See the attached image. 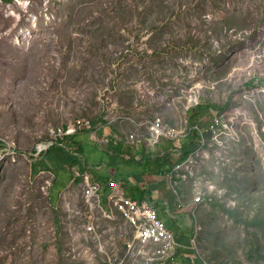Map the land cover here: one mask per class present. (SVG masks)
Here are the masks:
<instances>
[{
	"label": "rangeland",
	"instance_id": "obj_1",
	"mask_svg": "<svg viewBox=\"0 0 264 264\" xmlns=\"http://www.w3.org/2000/svg\"><path fill=\"white\" fill-rule=\"evenodd\" d=\"M27 1L0 6V136L33 155L50 128L81 115L126 131L121 118L160 114L205 132L211 116L239 113V143L199 172L210 202L187 209L195 244L185 242L178 264H264V97L244 98L264 60V0ZM104 92L118 107L101 113ZM189 99L198 105L187 111ZM194 138L162 142L153 157L169 166ZM33 165L28 156L2 172L0 264H107L100 246L114 264H146L123 260L106 223L99 243L72 245L64 215L36 190ZM179 195L190 206L193 193ZM83 250L93 263L77 256Z\"/></svg>",
	"mask_w": 264,
	"mask_h": 264
},
{
	"label": "built area",
	"instance_id": "obj_2",
	"mask_svg": "<svg viewBox=\"0 0 264 264\" xmlns=\"http://www.w3.org/2000/svg\"><path fill=\"white\" fill-rule=\"evenodd\" d=\"M14 1L17 5L28 6L30 4L27 0L20 1L21 4L19 0ZM2 4L3 0H0V6ZM9 7L7 4V10H10ZM256 32L264 35L263 28L256 29ZM253 62L252 60L250 66ZM260 62L261 72L249 77L244 98L248 96L255 98L259 95L264 97V60ZM97 101L101 113L105 112L107 106L114 109L118 107L112 98L105 95V92L97 98ZM188 103L187 111L198 105L197 102L191 104L190 99ZM241 116L239 113L229 116L213 115L208 120L205 132H202L198 125H191L186 119L181 120L175 126L169 125L160 114H155L150 119L142 121L123 117L121 119L129 122L132 129L115 136L100 131L108 127V123L94 124L90 119L81 115L50 128L48 137L35 144L33 155H28L8 137L0 136V182L2 172L6 168L15 166L21 159L28 158V156H33V161L37 162L55 148L67 150L73 157L79 159L77 149L70 146L69 140L83 132L89 133L91 140L95 143L120 145L124 149L123 156L127 161L141 164L152 159L155 150L162 142L176 145L192 133H196L197 137L192 140L194 141L192 146L184 150H175L174 156L178 159L166 168L164 175L165 182L176 199L180 200L179 194H186L184 191L190 188L193 199L187 208L192 209L193 213L199 206L208 205L210 199L205 196L209 195L207 193H212L210 186L198 181L197 177L202 165L222 155H227L234 145L239 143L236 124ZM126 149L130 152H125ZM183 155L186 156L181 159ZM35 180L37 181V192L49 201L54 211L64 215L62 224L70 235L72 245L87 238L98 242L102 229L101 224L106 223L109 230L113 228L118 231V241L125 251L123 260L129 257L134 261L141 258L146 264H178L177 255L181 247L172 232L167 229L165 222L159 218L158 210L151 200L134 201L123 194L120 184L114 183H110L111 187H115L113 191L103 194L101 182L95 179L90 169L84 165L72 168L68 187L57 195L55 201L51 200L49 193L54 174L51 171L39 169L36 171ZM181 207L183 205L179 206L180 209ZM191 243L195 244V241L191 239ZM97 253L99 256H106L107 264H114L113 260L104 253V247L100 246ZM77 256L87 263H93L84 250L77 252ZM73 258H75L74 255Z\"/></svg>",
	"mask_w": 264,
	"mask_h": 264
},
{
	"label": "crops",
	"instance_id": "obj_3",
	"mask_svg": "<svg viewBox=\"0 0 264 264\" xmlns=\"http://www.w3.org/2000/svg\"><path fill=\"white\" fill-rule=\"evenodd\" d=\"M128 124L130 123L128 122ZM131 129L125 131L105 127L100 131L117 136ZM69 142L71 147L77 149L80 155L79 159L73 157L67 150L55 148L45 154L41 160L34 162L33 165L34 171L48 170L54 174V181L49 189L52 201H55L58 193L68 187L72 168L84 165L90 169L92 176L101 182L103 194H107L115 188L111 187L110 183L120 184L123 194L130 199L137 202L151 200L154 203L159 218L165 222L167 229L172 232L181 247L177 255L178 260L186 246L190 250L191 241L188 234L190 228H187L186 225L189 224L188 218L191 214L188 213L186 206L179 208L183 204L174 197L166 184L164 175L168 166H163V160L152 163L157 159V157H152L144 164L127 161L123 156L124 149L120 145L95 143L87 132L73 137ZM125 152L129 153L130 150L126 149ZM166 160L170 163L172 159L166 157ZM187 192H190V188L184 191V193ZM168 223L174 224V227L170 228ZM185 242H187L186 246H184Z\"/></svg>",
	"mask_w": 264,
	"mask_h": 264
},
{
	"label": "trees",
	"instance_id": "obj_4",
	"mask_svg": "<svg viewBox=\"0 0 264 264\" xmlns=\"http://www.w3.org/2000/svg\"><path fill=\"white\" fill-rule=\"evenodd\" d=\"M199 108V110L201 109V107H198ZM205 109H211L213 112L214 111H217L216 109H219L217 106H213V105H211V106H205L204 107ZM192 135L194 136V137H197V135H196V133H192ZM193 142L194 141H189L187 144H185V147L187 146H192V144H193ZM184 148V147H183ZM186 154V153H185ZM186 155H183L182 157H181V159H183L184 157H185ZM156 162H158V158L156 159V161H154V162H152V163H156ZM165 165V164H164ZM166 165H167V163H166Z\"/></svg>",
	"mask_w": 264,
	"mask_h": 264
}]
</instances>
